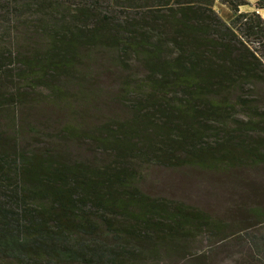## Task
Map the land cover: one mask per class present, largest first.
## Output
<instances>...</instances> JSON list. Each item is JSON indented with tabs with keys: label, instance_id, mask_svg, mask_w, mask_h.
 <instances>
[{
	"label": "trees",
	"instance_id": "trees-1",
	"mask_svg": "<svg viewBox=\"0 0 264 264\" xmlns=\"http://www.w3.org/2000/svg\"><path fill=\"white\" fill-rule=\"evenodd\" d=\"M247 6L0 0V264H204L203 241L264 264L256 190L223 217L140 188L151 167L264 174V0ZM45 105L71 121L20 144Z\"/></svg>",
	"mask_w": 264,
	"mask_h": 264
},
{
	"label": "rangeland",
	"instance_id": "rangeland-1",
	"mask_svg": "<svg viewBox=\"0 0 264 264\" xmlns=\"http://www.w3.org/2000/svg\"><path fill=\"white\" fill-rule=\"evenodd\" d=\"M248 2L251 8H243L242 12H249L250 9L255 11L256 0H248ZM214 8L225 22L230 23L233 19L232 13L219 2H216ZM101 82L104 89L109 84L104 76ZM40 93L44 94V92ZM63 110L52 109L46 105L34 109L28 108L25 111L26 122H29L26 129L24 123L20 121L22 115L19 114L17 123H20L19 131L22 133L19 143L36 145V143L43 144L52 139L56 131L71 121L72 116L69 111ZM3 122L4 119L1 118L0 123ZM36 133L39 135L38 138H36ZM31 136L36 139H31ZM143 177L140 188L147 195L182 201L223 217L231 216L240 206H254L255 204L250 201V192L252 193L253 190H256V195L264 201V174L262 172L232 175L205 172L195 168L167 170L151 167L144 171ZM225 219L229 220V218ZM262 232L264 233V230ZM193 246L194 251L201 255V262L204 264H263L252 258L248 249L237 247L232 241L214 248L208 247L205 241Z\"/></svg>",
	"mask_w": 264,
	"mask_h": 264
},
{
	"label": "crops",
	"instance_id": "crops-1",
	"mask_svg": "<svg viewBox=\"0 0 264 264\" xmlns=\"http://www.w3.org/2000/svg\"><path fill=\"white\" fill-rule=\"evenodd\" d=\"M247 1H248V0H247ZM247 7H250V6H247ZM243 8H246V7H242V8L240 9L241 12L243 11V10H242ZM250 8H251V7H250ZM253 11H254V10H251V9H250L249 12H253ZM261 11H263V10L258 11V13L260 14ZM249 12H245V13H249ZM260 15H261V14H260Z\"/></svg>",
	"mask_w": 264,
	"mask_h": 264
}]
</instances>
